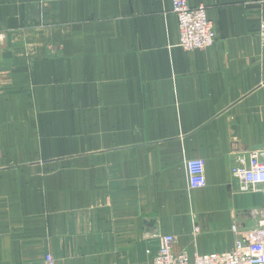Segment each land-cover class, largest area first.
Wrapping results in <instances>:
<instances>
[{"label": "crops", "instance_id": "obj_1", "mask_svg": "<svg viewBox=\"0 0 264 264\" xmlns=\"http://www.w3.org/2000/svg\"><path fill=\"white\" fill-rule=\"evenodd\" d=\"M187 1L208 50L172 0H0V264H150L167 234L193 258L254 227L264 193L231 170L264 149V0Z\"/></svg>", "mask_w": 264, "mask_h": 264}, {"label": "built area", "instance_id": "obj_2", "mask_svg": "<svg viewBox=\"0 0 264 264\" xmlns=\"http://www.w3.org/2000/svg\"><path fill=\"white\" fill-rule=\"evenodd\" d=\"M172 2L173 13L178 21L179 47L189 52L212 48L216 42V34L206 8L191 7L187 0ZM260 39L264 44V19L260 23ZM187 171L192 190L206 187L204 160L188 161ZM231 173L239 193H264V149L239 155ZM248 216L254 221V227L241 232L238 225H233L232 232L237 240L230 251L196 254L191 258L186 252L176 253L174 247L177 238L167 234L158 238V249L150 264H264V207L251 210ZM44 264H53L51 255L46 256Z\"/></svg>", "mask_w": 264, "mask_h": 264}, {"label": "rangeland", "instance_id": "obj_3", "mask_svg": "<svg viewBox=\"0 0 264 264\" xmlns=\"http://www.w3.org/2000/svg\"><path fill=\"white\" fill-rule=\"evenodd\" d=\"M74 142H75L76 145H74L73 147L65 146V147L61 148L62 151H63L62 153H64V151H67V150H73V153L80 154L81 153V148H82L81 147V136L77 135V137H75V141ZM90 261H93V260H72V262H77V264H87V262H90ZM94 261H97V260H94ZM44 263H45V261H44ZM53 264H54V261H53Z\"/></svg>", "mask_w": 264, "mask_h": 264}]
</instances>
